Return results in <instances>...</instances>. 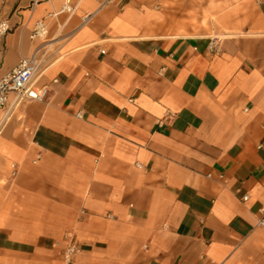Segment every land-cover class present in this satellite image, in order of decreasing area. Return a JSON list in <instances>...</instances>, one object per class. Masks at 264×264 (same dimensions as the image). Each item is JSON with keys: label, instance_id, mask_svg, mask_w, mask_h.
<instances>
[{"label": "crops", "instance_id": "0c3cea01", "mask_svg": "<svg viewBox=\"0 0 264 264\" xmlns=\"http://www.w3.org/2000/svg\"><path fill=\"white\" fill-rule=\"evenodd\" d=\"M4 18L0 73L36 51L47 92L0 107V264H264V0Z\"/></svg>", "mask_w": 264, "mask_h": 264}, {"label": "built area", "instance_id": "2783aa9c", "mask_svg": "<svg viewBox=\"0 0 264 264\" xmlns=\"http://www.w3.org/2000/svg\"><path fill=\"white\" fill-rule=\"evenodd\" d=\"M38 0H32V7ZM68 4H64L62 11L70 10ZM56 14V13H53ZM11 30L10 23L7 19H0V39H2ZM47 34L46 24L39 20L35 23L31 37L32 38H45ZM209 48H213L212 41L209 44ZM36 51L29 56L21 57L18 62L7 72L0 73V107H4L10 96L13 97V104H18L23 100L28 99H43L47 92V87L36 88L35 77L39 67V58L36 55ZM2 66V60L0 57V69ZM57 79H53L56 82ZM80 116V112L77 113ZM258 148L264 147V141L257 144ZM15 174L14 164H12ZM247 194L242 195V200H246ZM258 224L264 225V215H261L258 219ZM77 247L73 243L67 244L63 251V256L66 262H70L72 256L77 252Z\"/></svg>", "mask_w": 264, "mask_h": 264}]
</instances>
